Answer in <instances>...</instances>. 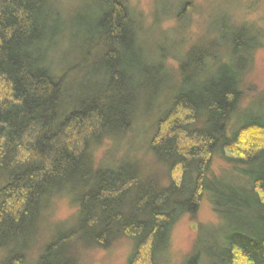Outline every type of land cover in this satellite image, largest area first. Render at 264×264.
I'll return each instance as SVG.
<instances>
[{
  "label": "trees",
  "instance_id": "obj_1",
  "mask_svg": "<svg viewBox=\"0 0 264 264\" xmlns=\"http://www.w3.org/2000/svg\"><path fill=\"white\" fill-rule=\"evenodd\" d=\"M188 2L177 0L176 16ZM93 5L68 19L53 0H0V264H77L72 242L107 249L121 237L132 244L126 264H159L204 195L222 232L186 264L201 254L264 264V92L239 108L262 34L222 18L202 44L178 56L158 45L152 57L124 0ZM154 110L147 148L166 184L129 159L95 165L97 147L123 141ZM214 159L233 175H214ZM63 197L77 209L73 225L29 261L43 214Z\"/></svg>",
  "mask_w": 264,
  "mask_h": 264
},
{
  "label": "rangeland",
  "instance_id": "obj_2",
  "mask_svg": "<svg viewBox=\"0 0 264 264\" xmlns=\"http://www.w3.org/2000/svg\"><path fill=\"white\" fill-rule=\"evenodd\" d=\"M95 1L99 0H53V3L69 19L73 14L88 15ZM124 2L138 21L141 42L152 57L158 45L162 46L166 54L178 56L190 45L202 44L213 37L208 34V28L219 27L222 18L227 19L233 26H252L262 34L259 41L263 45L253 53L252 65L242 86L240 110L249 107L264 92V0H189L178 16L177 0ZM78 22L76 21V26H79ZM171 54L168 55L166 63L175 78L177 61ZM155 113L154 110L151 114L138 117L123 141L117 143L105 140L93 152L95 165L112 166L123 159H129L140 167L144 177L159 181L161 185L166 184L168 180L163 166L156 162L147 148V140L151 134L150 125ZM211 171L221 177L233 175L230 166L219 159L213 160ZM76 214L77 209L67 198L54 199L41 218L35 246L28 252L29 261L35 260L41 247L50 241L58 227H71ZM212 231L215 235L222 232L221 221L213 211L208 196L204 195L196 214H185L174 225L167 250L160 257L159 264H186L191 254L202 246L204 238ZM70 245L77 264H126L132 251L131 241L123 237L115 240L107 249L75 242ZM200 258V264H207L202 254Z\"/></svg>",
  "mask_w": 264,
  "mask_h": 264
}]
</instances>
